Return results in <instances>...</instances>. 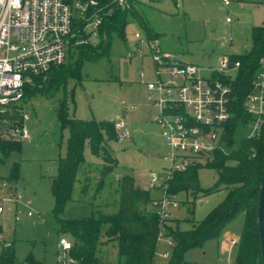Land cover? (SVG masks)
Segmentation results:
<instances>
[{"label":"rangeland","instance_id":"1","mask_svg":"<svg viewBox=\"0 0 264 264\" xmlns=\"http://www.w3.org/2000/svg\"><path fill=\"white\" fill-rule=\"evenodd\" d=\"M140 0L138 12L146 25L155 34L163 52H168L180 61L198 66L201 74L209 76L224 54H244L251 45V28L264 22V0ZM230 18L231 23L226 22ZM125 40L116 34L110 38L109 52L96 59H83L80 80H69L50 94L33 92L20 106L29 115L25 120L29 138L19 140L20 151H12L0 161V180L9 178L11 167L18 165V175L8 182L7 189H0V196L22 194L16 212L0 213V245L13 243V264H58L61 255L59 239L64 237L73 243L67 234L57 232L53 214L51 177L56 173L57 159L66 151L68 132L61 129L58 105L64 100L68 117L94 120H124L131 129L130 139L108 145L116 165L108 173L101 188H98L103 162L95 157L88 143L85 144V164L78 171L71 201L66 205L64 217L79 218L90 215L100 208L105 214L118 211L119 182L123 174H131L138 187L150 191L151 199L162 195L159 187H150L149 173L163 166L162 154L165 142L158 125L152 119V109L146 82L154 79L146 31L133 18L125 26ZM141 34L139 45L134 33ZM99 38V36H98ZM78 51L65 64L73 62ZM142 74V76H141ZM122 102L126 104L123 105ZM133 107L131 110L129 107ZM13 116L0 118V137L5 124ZM251 121L239 123L233 135V143L227 151L236 149L252 131ZM8 139V138H7ZM232 163L233 160H228ZM217 170L202 165L197 169L198 188L171 194L177 202L168 208V216L161 221L166 227L177 226L189 229L193 222L202 219L224 197L223 188L203 194L213 185ZM87 182L88 189L81 192ZM26 200L31 203L25 204ZM153 201L144 205L146 212H155ZM143 206L140 205V208ZM31 211V215L27 213ZM244 223V214L237 215L221 230L217 238L185 251L188 264H235L236 247L228 242L230 236L239 239ZM164 237L156 247L155 262L163 259L160 252L171 247ZM101 240H105L103 236ZM100 254L108 264H123L117 240L101 244ZM31 254V263L25 261ZM66 264H74L69 252L63 257ZM71 259V261H70Z\"/></svg>","mask_w":264,"mask_h":264},{"label":"trees","instance_id":"2","mask_svg":"<svg viewBox=\"0 0 264 264\" xmlns=\"http://www.w3.org/2000/svg\"><path fill=\"white\" fill-rule=\"evenodd\" d=\"M101 9L102 22L99 27V41L96 46H81L78 56L69 64L52 67L44 78L34 77V83L25 88L23 101L35 93L50 94L64 85L69 78L80 80V67L83 59H96L109 52L110 38L116 34L125 40V26L133 17L146 31L149 39L155 34L150 31L136 5L139 0H128L129 7L120 6L115 0H96ZM81 26L80 22L76 23ZM264 55V22L251 28L250 48L242 55L230 54V60L239 61L238 69L228 76L214 74L231 87V115L224 125V142L226 147L233 143V135L239 123L253 118L244 109V100L251 91L255 74L259 70L260 60ZM23 109L20 106L11 114H0V118L13 116L21 122ZM58 114L62 130L68 132L66 151L58 157L56 173L51 177L53 196V214L57 232L69 235L73 246L69 254L74 264H108L101 257V244L117 240L118 251L123 264H155V252L159 232L164 226L165 236L172 239L170 258L166 264H188L183 256L186 250L202 245L205 241L217 238L223 227L237 215L244 214V223L236 247L235 264H262L257 224L258 191L264 166V122L258 135L247 136L234 150L218 151L212 161L205 166L217 170L213 185L203 191L207 195L221 188L225 190L223 199L215 205L202 219L193 222L189 229L181 230L177 226L166 227L161 223L157 212H146L144 205L153 201L150 191L138 187L131 174H123L119 182L118 211L105 214L97 208L90 215L79 218L64 217L66 205L71 201V192L78 171L85 164L84 149L88 143L91 153L102 160L103 167L98 182L101 188L105 176L116 165L108 142L116 139L112 120H94L68 117L66 104L62 100L58 105ZM13 120V121H14ZM21 142L0 137V161L12 151H20ZM228 160H233L230 163ZM194 165L185 171H176L168 181L167 193L198 188L197 169ZM18 175V165L11 167L10 182ZM197 182L195 187L190 183ZM88 183L81 186L85 193ZM140 205L143 207L140 208ZM105 240H101L102 237ZM29 254L25 261L31 263ZM14 263L13 243L0 245V264Z\"/></svg>","mask_w":264,"mask_h":264},{"label":"built area","instance_id":"3","mask_svg":"<svg viewBox=\"0 0 264 264\" xmlns=\"http://www.w3.org/2000/svg\"><path fill=\"white\" fill-rule=\"evenodd\" d=\"M115 1L129 7L128 0ZM222 1L229 5L228 0ZM230 21L226 18V22ZM101 22L96 0H0V114H11L20 107L25 88L34 83V77L44 78L52 67L65 63L81 46H96ZM134 39L139 45L141 34L135 32ZM147 45L154 70V79L146 82L152 119L165 142L163 166L150 171L149 184L162 191L152 202L162 221L168 216V208L177 205L166 190L173 173L204 165L212 161L216 152L227 151L224 125L231 115V87L214 74L232 75L240 63L224 55L209 76H204L195 64L176 62L173 55L163 52L156 39H149ZM244 109L253 118L248 136L258 135L264 122V55L252 89L245 97ZM21 116V122L6 123L2 135L10 140L29 138L24 123L29 115L23 111ZM113 127L116 141L130 139L131 129L126 121L115 120ZM0 189L10 190L6 180H0ZM13 194L0 196V213L6 209L16 212L22 194ZM30 203L25 202L27 206ZM162 237L161 229L158 241ZM165 237L171 247V237ZM238 240L235 236L228 238L231 246H236ZM58 246L61 255L57 262L66 264L63 257L73 243L61 237ZM159 256L163 260L155 264H166L170 252L165 249Z\"/></svg>","mask_w":264,"mask_h":264},{"label":"water","instance_id":"4","mask_svg":"<svg viewBox=\"0 0 264 264\" xmlns=\"http://www.w3.org/2000/svg\"><path fill=\"white\" fill-rule=\"evenodd\" d=\"M176 62L179 60L175 59ZM192 187L197 185V182L190 183ZM257 224L259 233V244L261 251L262 264H264V166L262 171V176L259 184L258 191V206H257Z\"/></svg>","mask_w":264,"mask_h":264},{"label":"crops","instance_id":"5","mask_svg":"<svg viewBox=\"0 0 264 264\" xmlns=\"http://www.w3.org/2000/svg\"><path fill=\"white\" fill-rule=\"evenodd\" d=\"M175 2H177L176 0H174ZM138 3H140V0L138 1ZM137 6V5H136ZM137 8V7H136ZM138 10V9H137ZM227 23H231V21L230 22H227ZM224 55H230V54H224ZM224 55H222V56H224ZM175 59H177V60H179L177 57H175ZM219 60H220V58H219ZM179 62H182V61H180L179 60ZM213 69V68H212ZM211 70V69H210ZM7 243H9V242H7Z\"/></svg>","mask_w":264,"mask_h":264},{"label":"clouds","instance_id":"6","mask_svg":"<svg viewBox=\"0 0 264 264\" xmlns=\"http://www.w3.org/2000/svg\"><path fill=\"white\" fill-rule=\"evenodd\" d=\"M17 3H18V0H17Z\"/></svg>","mask_w":264,"mask_h":264}]
</instances>
